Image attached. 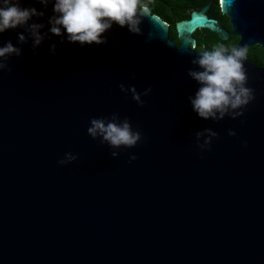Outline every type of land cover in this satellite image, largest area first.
<instances>
[{
	"label": "water",
	"instance_id": "95a60500",
	"mask_svg": "<svg viewBox=\"0 0 264 264\" xmlns=\"http://www.w3.org/2000/svg\"><path fill=\"white\" fill-rule=\"evenodd\" d=\"M19 3L44 13L28 22L44 39L0 33L21 49L0 70V264H264V65L247 50L255 99L235 118H201L189 75L213 50L191 49L196 29L262 47L264 0H218L230 25L208 2L176 21L150 7L143 34L113 23L106 43L83 46L49 31L55 0ZM113 113L142 133L135 147L88 134Z\"/></svg>",
	"mask_w": 264,
	"mask_h": 264
},
{
	"label": "clouds",
	"instance_id": "9594fccd",
	"mask_svg": "<svg viewBox=\"0 0 264 264\" xmlns=\"http://www.w3.org/2000/svg\"><path fill=\"white\" fill-rule=\"evenodd\" d=\"M45 6L49 0H39ZM53 12L60 15L49 19L52 25L49 31L66 39L71 43L79 42L84 44L97 45L106 43V38L102 36L107 29L116 23L120 27L127 26L129 32L143 34L140 24L143 19L152 16V9L147 0H55ZM43 12H38L35 7H21L19 0H0V33L9 29H16L27 25V30L33 37V47L39 45L44 39L39 29L42 24L28 22L34 16H43ZM62 28L64 32H62ZM152 33H149L151 37ZM21 43L26 42V37L21 33L18 37ZM196 44L191 45L192 50H196ZM55 49V45H52ZM20 56L21 49L15 47L11 42L0 47V70L7 68L12 71L5 61L11 56ZM247 60V47L239 46L229 48L224 44L214 46L211 51H201L199 56L192 61L198 64L202 71H189V75L201 84L195 94V98H190L193 110L204 119H222L226 114L233 118L243 116V109L255 99L254 89L246 86L248 77L244 67ZM121 91H128L124 85H120ZM132 98L143 107L145 101L141 100L140 93L135 87L130 89ZM152 91L151 87L144 90V95ZM219 113V116L217 115ZM119 117L113 113L111 119L93 118L88 127V134L93 137H102V143L107 142L113 148H133L138 142L143 140L139 130H133L131 123L126 117L123 122H118ZM210 136H216L215 132L206 130ZM202 135L197 133V137ZM235 135V132H229ZM246 145V141L244 142ZM205 144L209 145L210 140ZM203 147V146H201ZM118 155L117 152L112 153ZM77 157L71 153L66 154V159L59 161L63 164L75 160ZM137 156L132 155L129 161L136 160Z\"/></svg>",
	"mask_w": 264,
	"mask_h": 264
},
{
	"label": "trees",
	"instance_id": "16d2710c",
	"mask_svg": "<svg viewBox=\"0 0 264 264\" xmlns=\"http://www.w3.org/2000/svg\"><path fill=\"white\" fill-rule=\"evenodd\" d=\"M207 0H147L149 7H153L154 11H159L162 15L172 21L180 18H186L190 9L198 8L203 5ZM212 15H219V6L216 0L209 5ZM225 21L224 17H221ZM172 37L175 36L173 23H171ZM195 34L198 36L194 39L196 48L199 50L204 47L206 49H213L218 44H224L226 47H233L235 36L230 35L227 39H220L216 34L206 28L196 29ZM247 50L251 58L255 59L258 63L262 64V49L257 46H248Z\"/></svg>",
	"mask_w": 264,
	"mask_h": 264
},
{
	"label": "flooded vegetation",
	"instance_id": "af4514ba",
	"mask_svg": "<svg viewBox=\"0 0 264 264\" xmlns=\"http://www.w3.org/2000/svg\"><path fill=\"white\" fill-rule=\"evenodd\" d=\"M217 1V3H218V0H216ZM206 2H208V7L207 8H209V5H210V3H212V2H214V0H207ZM205 2V3H206ZM218 6H219V3H218ZM219 15H221V17H224L225 18V22H227L228 23V17H227V15L225 14V13H223V12H221L220 11V9H219ZM221 26H222V24L221 23H219ZM229 24V23H228ZM230 25V24H229ZM230 35H234L235 36V42H234V46L233 47H235V44H236V41H237V39H238V36L236 35V34H228L227 35V37L226 38H224V39H227ZM217 36V35H216ZM264 39V38H263ZM254 45H257V46H259L258 44H250V45H246V47H248V46H254ZM245 46V45H244ZM261 49H262V64L264 65V40H263V43H262V47L261 46H259ZM229 48V50H231V48L230 47H228Z\"/></svg>",
	"mask_w": 264,
	"mask_h": 264
},
{
	"label": "snow or ice",
	"instance_id": "6c2138e0",
	"mask_svg": "<svg viewBox=\"0 0 264 264\" xmlns=\"http://www.w3.org/2000/svg\"><path fill=\"white\" fill-rule=\"evenodd\" d=\"M197 21H202L200 17L197 18Z\"/></svg>",
	"mask_w": 264,
	"mask_h": 264
}]
</instances>
